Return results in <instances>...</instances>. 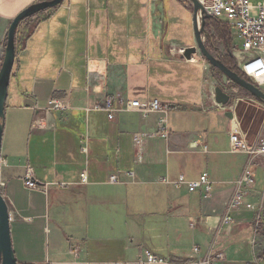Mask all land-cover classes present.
I'll return each mask as SVG.
<instances>
[{
  "label": "crops",
  "instance_id": "crops-1",
  "mask_svg": "<svg viewBox=\"0 0 264 264\" xmlns=\"http://www.w3.org/2000/svg\"><path fill=\"white\" fill-rule=\"evenodd\" d=\"M39 1L0 0V41ZM193 17L185 0H65L19 26L0 168L19 264H103L143 249L184 262L194 245L206 254L213 244L224 264H264V187L246 199L255 210L221 221L250 158L230 151L239 119L216 102L214 67L201 52L184 57ZM105 96L171 104L170 137L157 135V114L110 120L94 109ZM51 99L72 109L48 112ZM28 168L46 190L26 186ZM119 171L124 183H109ZM204 172L207 198L164 181Z\"/></svg>",
  "mask_w": 264,
  "mask_h": 264
},
{
  "label": "built area",
  "instance_id": "built-area-1",
  "mask_svg": "<svg viewBox=\"0 0 264 264\" xmlns=\"http://www.w3.org/2000/svg\"><path fill=\"white\" fill-rule=\"evenodd\" d=\"M199 1L208 15L223 20L229 26L232 37L238 40L232 55L237 59L240 70L247 76L248 80L264 92V0ZM189 5L188 3L187 6ZM171 106V104L158 98L115 100L111 96H105L94 109L107 112L110 120H114L117 114L121 112H137L144 117L157 114V135L168 139L171 135L169 126ZM71 109L72 106L62 99H51L45 107L48 112H64ZM142 139L143 135H135L138 145L141 144ZM230 151L232 153H245L249 156L250 161L242 174L233 181L234 193L227 203L226 214L221 220L227 228L235 222L233 216L235 212L243 207L251 210L256 209V206L251 202H247L246 199L252 196L257 188V164L264 167V121L254 139H251L248 131L243 130L240 123L237 124L236 129L231 133ZM139 159L142 160V157L140 156ZM123 173L119 171L111 174L108 180L109 183H124ZM125 173L134 177L133 171ZM81 177L83 183L88 182L86 172ZM25 178V184L28 188L46 190V187L35 182L32 168H28ZM164 181L186 185L190 192L200 190L206 198L210 197L213 192L214 182L208 172H204L198 179L194 180H188L184 175H180L177 181L172 182L169 178H164ZM261 207H263V203ZM225 258V252L219 250L213 244L206 254H202L200 247L194 245L190 259L184 262L174 261L169 257H163L150 250L143 249L135 260L108 261L103 262V264H224Z\"/></svg>",
  "mask_w": 264,
  "mask_h": 264
},
{
  "label": "water",
  "instance_id": "water-1",
  "mask_svg": "<svg viewBox=\"0 0 264 264\" xmlns=\"http://www.w3.org/2000/svg\"><path fill=\"white\" fill-rule=\"evenodd\" d=\"M65 0H43L36 2L22 10L11 22L7 32V43L5 56L0 68V168L1 151L4 135V123L6 118V105L9 96V86L13 68L17 58V32L19 26L27 19L37 14L61 5ZM193 5L195 46L184 50V57L191 59L193 54L201 52L203 57L212 67L220 70L232 82L243 88L264 104V92L253 83L242 78L237 72L229 68L218 56L213 54L206 45L204 32L207 20L212 18L208 15L199 0H188ZM215 99L219 105L224 107L232 103V96L226 93L221 87L215 89ZM0 264H19L13 248L9 205L3 194L0 181Z\"/></svg>",
  "mask_w": 264,
  "mask_h": 264
},
{
  "label": "rangeland",
  "instance_id": "rangeland-1",
  "mask_svg": "<svg viewBox=\"0 0 264 264\" xmlns=\"http://www.w3.org/2000/svg\"><path fill=\"white\" fill-rule=\"evenodd\" d=\"M253 1H258V0H253ZM185 2H186V5L189 3L190 4L189 7L193 9V5H191V3L188 0H185ZM208 28H210L212 32H215L214 23H211ZM231 38H232V46H231V51L229 52L230 55H232V53L234 54V50L236 48L235 44L238 43V40L233 38L232 35H231ZM205 40H206V37H205ZM216 42H217V47L219 48L218 51H220V53L222 54H225L226 50L224 49V43L220 41H216ZM6 43H7V38L0 41V68L2 66L3 59L5 56ZM229 53H227V55ZM213 54L217 56V52L213 51ZM233 58L235 59L234 64L240 70L237 59L234 56ZM212 70L214 73V78L217 83V86L221 87L226 93L232 96V103L229 106H226V107L222 105H219V106L229 112H232L235 116L237 115L239 119L237 120V124L240 123L244 131H246L245 129H249V128L252 129L251 132L255 130L257 131L258 128L260 129V126L262 122L264 121L263 104L251 98L246 90L236 85L234 82H232L227 76H225L218 69L212 68ZM239 99H242L243 101L238 102ZM257 183H258V188L264 187V171H259L257 173ZM262 211L264 212V205H263ZM263 218H264V213H263ZM257 225L258 224H256V227Z\"/></svg>",
  "mask_w": 264,
  "mask_h": 264
},
{
  "label": "trees",
  "instance_id": "trees-1",
  "mask_svg": "<svg viewBox=\"0 0 264 264\" xmlns=\"http://www.w3.org/2000/svg\"><path fill=\"white\" fill-rule=\"evenodd\" d=\"M40 1H43V0H40ZM211 23H214V25H215V32H212L210 30V28H208ZM229 29H230L229 26L221 19H217V18H214V17L208 19L207 20V24H206V30L204 32V36L206 37V41H205L206 45L211 50V52H213V51L217 52V56L229 68H231L232 70L237 72L242 78L248 80L247 76L241 70H239L236 67V65L234 64L235 59L229 53L231 51V46H232L231 32H230ZM216 41H220V42L224 43V49L226 50L225 54H222V53H220V51H218L217 42ZM227 53H229V54L227 55ZM248 94L250 95L251 98H253V99L259 101L261 104H263L260 100L255 98L249 92H248Z\"/></svg>",
  "mask_w": 264,
  "mask_h": 264
},
{
  "label": "flooded vegetation",
  "instance_id": "flooded-vegetation-1",
  "mask_svg": "<svg viewBox=\"0 0 264 264\" xmlns=\"http://www.w3.org/2000/svg\"><path fill=\"white\" fill-rule=\"evenodd\" d=\"M218 48V47H217ZM219 49V48H218Z\"/></svg>",
  "mask_w": 264,
  "mask_h": 264
}]
</instances>
